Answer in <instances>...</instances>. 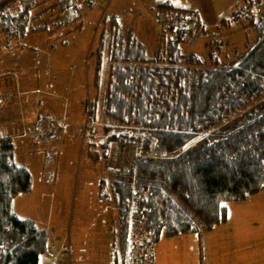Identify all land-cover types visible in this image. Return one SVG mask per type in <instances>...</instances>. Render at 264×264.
I'll return each instance as SVG.
<instances>
[{
  "label": "trees",
  "instance_id": "16d2710c",
  "mask_svg": "<svg viewBox=\"0 0 264 264\" xmlns=\"http://www.w3.org/2000/svg\"><path fill=\"white\" fill-rule=\"evenodd\" d=\"M23 1L19 13L0 4V33L9 36L5 42L11 48L25 46L21 40L34 17L33 0ZM74 2L64 8L75 7ZM261 5L263 0H241L230 17L257 31L253 44L235 52L234 58L223 56L224 41L218 37L208 39L203 55L184 52L181 41L171 35L162 38L167 47L160 52L167 54L158 61L147 55L146 44L120 15H103L97 51L108 46L120 66L119 78L113 77L106 89V111L117 121L110 128L118 129L114 135L120 140L134 141L140 149L163 156L153 160L139 152L130 173L114 178L120 220L110 253L113 264H126L131 219H144L154 240L164 233L203 234L227 220L231 203L246 201L264 188ZM200 27L208 31L205 24ZM168 57L174 59L164 63ZM96 95L87 110L93 123ZM256 101L260 102L250 107ZM246 106L250 108L245 110ZM13 147L11 138H0V264H41L49 252V231L31 218L19 217L13 208L15 197L28 194L33 186L31 171L15 160ZM101 180L103 185L105 179ZM147 237L145 248L153 242Z\"/></svg>",
  "mask_w": 264,
  "mask_h": 264
},
{
  "label": "rangeland",
  "instance_id": "374dc122",
  "mask_svg": "<svg viewBox=\"0 0 264 264\" xmlns=\"http://www.w3.org/2000/svg\"><path fill=\"white\" fill-rule=\"evenodd\" d=\"M149 1L141 0L139 4L137 0H94L90 4L75 0L78 15L70 21L67 13L61 15L56 9L57 1L33 0L34 17L30 18L31 25L21 40L25 46L9 47V42H5L9 36L0 33V138H11L15 160L33 175L31 191L16 196L13 208L22 215L17 214L19 217L31 218L49 231L51 251L70 243V259L61 255L65 263L113 264L111 246L120 220L114 178L122 174L121 168L124 170L121 177L130 173L137 157L132 151L136 149L146 158H163L159 151H144L134 141L120 140L114 135L118 129L110 128L117 121L106 111V89L113 77L119 78L120 66L111 58L108 46L103 45L97 51L105 26L103 15L119 14L146 44L147 55L158 61H164L167 54L160 52L167 47L162 38L171 35L181 41L184 52L203 55L207 53L208 39L218 37L224 41L222 53L228 58H234L235 52L247 49L257 38L256 29L244 28L241 22L230 18L235 7L225 15L229 18L225 21L222 18L212 21L208 17L211 11L204 9L202 14L208 18L205 22L195 10L197 0H158L153 4ZM4 3L17 13L25 6L23 0H0L1 5ZM70 9L75 11L74 7ZM41 22L46 28L38 27ZM201 23L208 31L200 27ZM172 59L168 57L164 63ZM181 61L187 65L184 57ZM96 93L98 104L93 112L97 121L93 123L87 110ZM260 101L250 103V107ZM101 178L105 179L103 185ZM253 197L257 198L239 221L246 223L247 217L253 215L264 225V188ZM233 212L237 214L238 208L232 204L228 218ZM137 220L131 219L128 226L131 237L128 249L134 252L125 254L126 264H156L157 244L162 255L170 257L171 264L182 262L180 250L199 256L204 246L202 235L196 233L174 236L164 233L154 240L144 219ZM132 222L137 224L131 225ZM148 235L149 241L151 238L153 241L150 243L153 260L150 257L147 263L144 257ZM229 235L224 234L228 238L225 244L233 248L234 241ZM255 245L262 255V241Z\"/></svg>",
  "mask_w": 264,
  "mask_h": 264
},
{
  "label": "crops",
  "instance_id": "0c3cea01",
  "mask_svg": "<svg viewBox=\"0 0 264 264\" xmlns=\"http://www.w3.org/2000/svg\"><path fill=\"white\" fill-rule=\"evenodd\" d=\"M55 1L58 2L55 4V7L59 11V13L61 12V15H64V12L67 13L70 16V21L78 15V7L75 5L76 3H74V11L70 9L71 6L66 8L63 7L68 2H63L62 4L59 3L60 0ZM137 1L140 4L141 0ZM149 2L153 4L158 2V0H150ZM240 2L241 0H197V4L194 2V7H196L195 10L197 11L201 20L205 22L208 21V18L205 16V14L204 16L202 14V12H204V9H208L211 11L208 17L212 21H218L220 18H225V15H227V13L231 11L234 7L238 8ZM159 4L160 3H157L158 6ZM41 18L42 15L38 19ZM38 27L46 28V25L44 24V22H41L40 24H38ZM32 28L35 27L32 26ZM256 198L257 197L251 196L246 201L231 203L230 205L233 204L234 206H236V208H238L237 214L233 212V214L229 216L228 221H226V223L215 227L211 231L204 232L203 234H197L198 236L202 235V241L204 240V246L202 247L199 256H196V252L193 251L184 253L183 250H180L182 262H180L179 264H264V253L260 255L255 245V242L262 241L261 248L264 252V225H261L259 223L258 217L253 215H251V217H247L248 222L246 223L239 221V219L242 217V213L249 208V204L256 200ZM16 213L19 216H22L18 212ZM224 234H230L229 237L234 241L233 248L230 246L229 243L225 244V240H227L228 238L225 237ZM115 240L116 237L113 239L112 246H114ZM155 251L156 264L172 263L170 257H168L166 254L162 255L161 249L158 244L157 246H155ZM53 252H55V254L52 255L51 253ZM48 253L49 254L45 256L46 258L44 257V259H42V264H49V262H51V264L60 263L57 258L59 250L51 251V249L49 248Z\"/></svg>",
  "mask_w": 264,
  "mask_h": 264
},
{
  "label": "built area",
  "instance_id": "2783aa9c",
  "mask_svg": "<svg viewBox=\"0 0 264 264\" xmlns=\"http://www.w3.org/2000/svg\"><path fill=\"white\" fill-rule=\"evenodd\" d=\"M86 1H88V0H86ZM139 150V149H138ZM129 153H130V151H129ZM139 154V152L137 151V149L135 150V151H132V155L133 156H137ZM124 172V170H123V168H121V171H120V173H123ZM135 224H137L136 222H132L131 223V225H135ZM147 237V236H146ZM148 238V237H147ZM149 240V239H148ZM129 251H131V252H134V251H132V250H130L129 249ZM151 252H152V249H151V246H150V243H148V248H147V251H146V253H145V257H144V259L147 257V261H148V259L151 257ZM70 253H71V248H70V243H68V245H65V244H63L62 246H61V249L59 250V254H58V261L60 262V263H55V264H69L68 262H63V260L61 259V255L62 256H64V257H68V259H70ZM153 257V256H152ZM151 257V258H152Z\"/></svg>",
  "mask_w": 264,
  "mask_h": 264
}]
</instances>
